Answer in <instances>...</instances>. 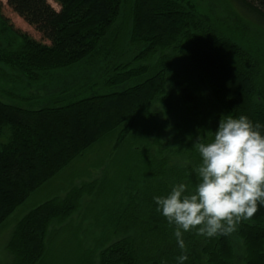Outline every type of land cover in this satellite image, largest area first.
<instances>
[{"label": "trees", "instance_id": "trees-1", "mask_svg": "<svg viewBox=\"0 0 264 264\" xmlns=\"http://www.w3.org/2000/svg\"><path fill=\"white\" fill-rule=\"evenodd\" d=\"M53 1L59 10L49 0L7 3L42 42L10 25L0 4V228L94 147L109 141L115 154L140 147L151 167L125 192L135 216L94 251L93 264H176L181 249L174 226L156 212L153 197L198 182L193 168L200 157L192 146L199 136L210 140L222 117L244 115L264 126V44L252 46L234 31L239 26L225 24L199 0ZM226 1L264 32V0ZM122 22L127 37L117 52L114 33ZM129 49L131 60H122ZM100 55L111 59L95 81L58 100H37L34 86L49 73L72 71ZM100 184L73 187L25 216L7 245L13 264H44L53 235ZM183 238L186 264H264V206L230 236L193 231Z\"/></svg>", "mask_w": 264, "mask_h": 264}, {"label": "rangeland", "instance_id": "rangeland-1", "mask_svg": "<svg viewBox=\"0 0 264 264\" xmlns=\"http://www.w3.org/2000/svg\"><path fill=\"white\" fill-rule=\"evenodd\" d=\"M199 1L203 8H212L218 17L225 19V24L235 23L236 26H239L234 31L240 29L241 34L247 36L245 38L250 41L252 46L256 45V43L264 44V32L255 29L248 19L242 17L226 0ZM49 2L54 8L59 10L58 5L53 0H49ZM7 3L8 0H0L2 14L9 24L31 38L42 42L41 36L14 14L8 8ZM237 19L240 20V23ZM118 28L117 33L115 32L114 34H116V40L120 41V43L117 44L113 51L120 52L126 43V23L123 24L122 22ZM1 33L2 31H0V35ZM131 53L133 52L130 49L126 50L125 56L123 55L124 57H121V59L130 61ZM109 59H111V56L100 55V57L94 58L87 63H82L72 71L49 73L41 84L34 86L35 93L39 94V99L37 100L39 101L41 96L44 97V95L46 97L45 100H50L51 95H53L55 100H58L61 93L68 89L77 85L80 86L88 80L95 81L98 77L97 75L109 63ZM0 86L2 87V85ZM17 87L22 93V85ZM34 100L39 104L36 99ZM159 112H162V110L159 109ZM160 117L163 118L162 116ZM168 128L167 130L171 131V126ZM116 154L114 153L113 145L109 141L94 147L84 157L75 161L19 207L13 216L0 228V264H13V257L8 252L7 245L17 224L25 216L49 200L55 198L64 199L68 191L73 187L81 186L93 180H99L101 184L96 194L83 200L80 212L58 233L56 232L53 235L51 245L49 244V257L44 263L93 264L92 255L94 251L109 242H107V237L113 234L115 229L131 224L135 216L129 210V201L132 196L130 193L125 194V192H129L133 185L143 182L148 169L151 167L144 162L145 150L140 147H134L133 149L125 147L121 153ZM95 264H98V262L96 261Z\"/></svg>", "mask_w": 264, "mask_h": 264}, {"label": "clouds", "instance_id": "clouds-1", "mask_svg": "<svg viewBox=\"0 0 264 264\" xmlns=\"http://www.w3.org/2000/svg\"><path fill=\"white\" fill-rule=\"evenodd\" d=\"M247 116L221 118L210 140L199 136L193 144L200 162L193 168L198 182L172 186L165 196H154L156 212L174 226L181 254L176 264H186L184 233L215 238L230 236L242 220L264 206V132Z\"/></svg>", "mask_w": 264, "mask_h": 264}]
</instances>
